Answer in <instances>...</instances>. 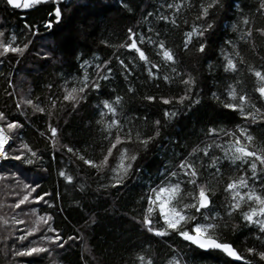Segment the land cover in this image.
Wrapping results in <instances>:
<instances>
[{
  "label": "snow or ice",
  "instance_id": "1",
  "mask_svg": "<svg viewBox=\"0 0 264 264\" xmlns=\"http://www.w3.org/2000/svg\"><path fill=\"white\" fill-rule=\"evenodd\" d=\"M4 3L12 9L24 10H35L46 4L57 5L51 7L48 18L42 21L46 29L53 27V18L57 23L62 19L59 0H4ZM122 4L129 12L133 11L124 0ZM230 4L231 0H162L160 7L164 9L163 12L141 15L138 23L145 25L144 30L136 31L128 27L125 39L116 45H110L106 40L100 41L105 46L125 50L126 59L114 55L101 62L96 53L92 54L91 59L77 56L79 70L75 75L57 73L61 80L58 95L51 91L53 85L49 83L46 85L49 93L45 102L38 97L10 96V100L16 101L14 110L21 116L42 114L49 119H59L60 113L66 111L67 107L76 110L87 102L90 94L99 92L103 98L98 99L93 106L97 117L94 126L100 136L99 155L96 158H89L84 150L67 144L57 149L60 130L50 122L46 121L38 134L48 141L45 153L49 149L70 153L81 168L86 167L91 170V175L107 180L108 183L98 185L99 188L122 189L130 178L136 179L133 172H140L135 167L140 150L147 151L161 136L163 127L201 103L203 89L198 87L197 77L183 69L180 53L191 54L197 60L206 57L220 27L221 17ZM193 9L196 11L193 24L188 25L187 20L183 21L187 30L182 32L180 44L172 47L167 41L169 26L179 29L183 15ZM154 14L163 24V35L152 24L150 18ZM258 17H264V0H256L254 11L250 9L247 14L240 12L239 19L231 25L236 40H223L217 52L220 60L217 67L222 68L225 74H230L232 79L224 87L223 93L213 91L209 94L213 102L236 114L243 123L228 128L208 126L203 130V140L194 143L182 158L177 157V162L166 165L155 178H149L139 197V210L130 217L142 231L153 237H178L195 246L201 255L218 251L230 258L229 264H264V140L257 143V137L252 132L254 127H264V64L257 68L246 63L237 43L246 44L253 55L264 47V24L256 23ZM24 28L28 30L26 33L10 35L0 30V63L4 59H20L30 48L32 41L29 37L36 36L39 29L35 23H25ZM74 40L70 30L68 35L56 37L53 44L58 48L64 42ZM149 48L158 58L156 61L148 56ZM259 54L264 61V52ZM38 55L46 59L54 58L52 50ZM113 61L120 66L126 85L125 95L136 94L130 77L137 68L146 73L147 84L155 82L156 87H159V81L162 80L169 87L176 85L180 89L172 96L145 93L141 97L149 103L159 100L163 105H173L163 109V124L160 119L151 121V134L137 124L138 120H142L147 125L148 118L127 116L123 110L125 96L115 94L114 88L107 87L112 78ZM242 66H246L249 76L254 78L251 92L243 86ZM209 70H214L211 62ZM24 126L25 122L13 119L0 110V160L11 159L25 166L43 160L45 153L18 135ZM131 145H137L138 149L133 150ZM9 172L13 178L17 176L16 172ZM56 174L65 184L74 182V176L64 168H59ZM15 186L20 189L19 193H11L16 199L7 205L0 200V208L10 207L17 214L23 213L31 218V223L13 240L11 257L16 258L19 264L21 257L44 253L51 256V246L62 249L65 240L63 233L54 226L55 213L42 211L38 214L36 207H30L38 202L53 209L55 204L49 203L47 199L51 194L43 191L35 181L26 183L20 180ZM81 188L84 186L81 185ZM218 193H222V199L217 206L214 198ZM56 195L58 198L59 193ZM24 208L28 211L24 212ZM9 223L24 224L25 221L17 219L16 215L9 218L0 215V225ZM229 227L233 232L243 227L250 233L253 244L244 247L243 253L246 255L238 251L233 243L221 239V233L228 231ZM3 238L8 239L7 236ZM131 261L132 264H155L153 255L145 248L132 254ZM164 264H182L175 249Z\"/></svg>",
  "mask_w": 264,
  "mask_h": 264
},
{
  "label": "trees",
  "instance_id": "2",
  "mask_svg": "<svg viewBox=\"0 0 264 264\" xmlns=\"http://www.w3.org/2000/svg\"><path fill=\"white\" fill-rule=\"evenodd\" d=\"M124 3L133 11L129 12L123 6L122 0H71L70 3L69 0H59L62 19L57 23L53 18V27L46 29L42 21L48 18L47 13L51 7L57 5L46 4L35 10L12 9L5 5L4 0H0V26H2L0 30L9 35L26 33L28 30L24 28L25 23H35L39 29L36 36L29 37L32 44L22 58L4 59L3 63H0V110L5 111L13 119L25 122L18 135L41 153H45L48 141L38 132L43 130L47 121L58 126L60 130L57 149L60 145L67 144L84 150V154L89 158H96L99 155L100 136L94 126L97 117L93 106L103 97L99 92L92 93L87 102L76 110L67 107L66 111L60 113L59 119H49L42 114L19 115L14 110L16 101L10 100V96L38 97L40 101L45 102V97L49 93L46 85L49 83L53 85L51 91L58 95V85L61 80L57 73L75 75L79 70L77 56L91 59L92 54L96 53L101 62L114 55H121L126 59L125 50L105 46L100 41L106 40L108 44L116 45L125 39L128 27H133L136 31L145 29L144 24L138 23L142 14L161 13L164 9L160 7L162 0H124ZM255 4L256 0H231L230 8L221 17L220 27L211 41L206 57L197 60L191 54L180 53L183 69L192 72L197 77L198 87L203 89L201 103L170 125L163 127L161 136L149 146L147 151L140 150L135 165L140 172H133L136 179L130 178L124 188L119 190L99 188L98 185H106L107 180L91 175L90 169L81 168L72 154L63 151L53 152L49 149L43 160L37 161L32 166L22 165L11 159L0 160V200L6 205L13 202L16 197L11 193L20 192L15 186L20 180L26 183L35 181L41 185L43 191L51 194L47 199L49 203H54L55 207L49 209L38 202H34L30 207H36L38 214L42 211L54 212V226L65 237L62 249L51 246V256L44 253L21 257L19 264L26 262L27 264H132V254L141 248H145L153 255L155 264H164L173 249L181 258L182 264H229L230 259L218 251L201 255L198 249L178 237L170 239L153 237L142 231L130 217L139 210V197L149 178H155L166 165L177 162V157L182 158L194 143L203 140V130L208 126L219 125L228 128L236 123H243L236 114L213 102L209 94L213 91L223 93L224 87L231 81V75L225 74L222 68L217 67L220 63L217 52L224 39L236 40L231 25L239 19L240 12L247 14L250 9L254 11ZM195 15V9L186 12L180 21L179 29L169 26L167 32L169 45L176 47L180 44L182 32L187 30L183 21L187 20L188 25H191ZM150 19L163 35L162 22L156 19L155 14ZM256 23L264 24V17H258ZM70 30L75 40L66 41L60 47H55L53 41L56 37L68 35ZM21 40L23 41V37ZM237 43L246 63H251L257 68L264 64L259 54L264 52V47L258 50V54L253 55L246 44L239 41ZM49 50L54 52L52 59L38 55ZM147 54L154 61L158 59L150 48ZM209 62L214 69L212 71L209 70ZM112 67V78L107 87L114 88L115 94L125 96L123 110L127 116L148 118L147 125L142 120H138L137 124L151 134V121L160 119L163 124V109L173 105H163L159 100L149 103L141 97L145 93L172 96L180 89L176 85L169 87L162 80L159 81V87H156L155 82L147 84L146 73L137 68L130 77L136 94L125 95L126 85L120 66L113 61ZM242 78L243 86L251 92L254 78L249 76L246 66H242ZM252 132L257 137V143L264 140V127H254ZM130 147L133 150L138 149L137 145ZM59 168H64L74 176L72 184H65L57 177ZM9 170L16 172L17 176L13 178ZM81 185L84 188H81ZM57 193H59L58 198ZM221 199L222 193H218L214 203L218 206ZM23 211L27 212L28 209L24 208ZM0 215H4L5 218L16 215L17 219L25 221L24 224L0 225V264H17L16 258L11 257L13 240L30 225L31 218L23 213L17 214L10 207L0 208ZM5 236L8 239H4ZM67 237L73 239L68 240ZM221 239L233 243L241 253L245 246L253 244L250 233L243 227L236 232L229 227L228 231L221 233ZM232 264H242V262H232Z\"/></svg>",
  "mask_w": 264,
  "mask_h": 264
},
{
  "label": "water",
  "instance_id": "3",
  "mask_svg": "<svg viewBox=\"0 0 264 264\" xmlns=\"http://www.w3.org/2000/svg\"><path fill=\"white\" fill-rule=\"evenodd\" d=\"M195 247V246H194ZM230 259V258H229ZM240 263V262H239Z\"/></svg>",
  "mask_w": 264,
  "mask_h": 264
}]
</instances>
